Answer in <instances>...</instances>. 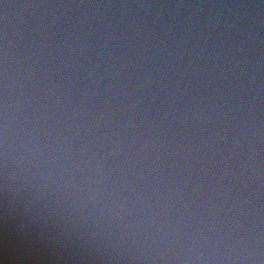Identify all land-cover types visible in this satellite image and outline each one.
<instances>
[{
  "label": "clouds",
  "instance_id": "1",
  "mask_svg": "<svg viewBox=\"0 0 264 264\" xmlns=\"http://www.w3.org/2000/svg\"><path fill=\"white\" fill-rule=\"evenodd\" d=\"M0 264H264V0H0Z\"/></svg>",
  "mask_w": 264,
  "mask_h": 264
}]
</instances>
